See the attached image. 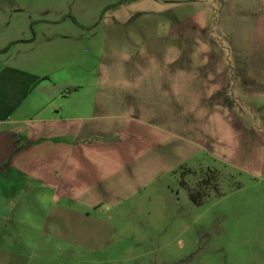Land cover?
<instances>
[{"label": "crops", "instance_id": "obj_1", "mask_svg": "<svg viewBox=\"0 0 264 264\" xmlns=\"http://www.w3.org/2000/svg\"><path fill=\"white\" fill-rule=\"evenodd\" d=\"M192 4L161 35L102 58L87 89L60 61L67 49L51 59L48 31L0 38V52H34L0 56V134L12 145L0 163V264L110 253L124 231L101 213L152 192L167 199L175 186L189 198L181 172L190 189L195 169L261 174L264 0Z\"/></svg>", "mask_w": 264, "mask_h": 264}, {"label": "rangeland", "instance_id": "obj_2", "mask_svg": "<svg viewBox=\"0 0 264 264\" xmlns=\"http://www.w3.org/2000/svg\"><path fill=\"white\" fill-rule=\"evenodd\" d=\"M175 11L189 16L192 0H0V38L20 29L23 36L41 39L48 31L51 59H60L58 51L67 49L60 61L70 73H84L87 89L102 58L139 48L149 33L161 35L175 22ZM228 34L229 41L241 39ZM23 48L3 50L0 56L34 53ZM77 51L80 60L74 58ZM194 172L186 182L207 195L201 206L175 186L167 199L152 192L108 209L100 217L124 233L114 235L110 253L86 256L83 264H264V169L255 176L221 165ZM183 173L178 177L185 183Z\"/></svg>", "mask_w": 264, "mask_h": 264}, {"label": "trees", "instance_id": "obj_3", "mask_svg": "<svg viewBox=\"0 0 264 264\" xmlns=\"http://www.w3.org/2000/svg\"><path fill=\"white\" fill-rule=\"evenodd\" d=\"M209 172H211V171H209ZM213 173L214 172H216V171H212ZM216 175H217V172H216ZM216 178V177H215ZM182 186L185 188V189H187V191H188V194H189V198H190V200H191V202L193 203V204H195V205H197V206H201L205 201H206V199H207V195H201L200 193H198V192H200V190H195V191H193V189H190V188H188V186H187V184L186 183H183L182 182ZM216 190V189H215ZM206 191V190H205ZM195 192V193H194ZM202 192V191H201Z\"/></svg>", "mask_w": 264, "mask_h": 264}, {"label": "water", "instance_id": "obj_4", "mask_svg": "<svg viewBox=\"0 0 264 264\" xmlns=\"http://www.w3.org/2000/svg\"><path fill=\"white\" fill-rule=\"evenodd\" d=\"M11 146V143L5 141V136L0 134V163L8 159Z\"/></svg>", "mask_w": 264, "mask_h": 264}]
</instances>
